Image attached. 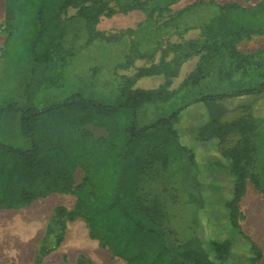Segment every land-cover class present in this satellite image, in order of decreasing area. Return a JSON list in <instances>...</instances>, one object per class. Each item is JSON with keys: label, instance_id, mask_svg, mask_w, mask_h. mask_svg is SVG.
I'll list each match as a JSON object with an SVG mask.
<instances>
[{"label": "rangeland", "instance_id": "374dc122", "mask_svg": "<svg viewBox=\"0 0 264 264\" xmlns=\"http://www.w3.org/2000/svg\"><path fill=\"white\" fill-rule=\"evenodd\" d=\"M77 1L78 5L59 15L55 30L50 32L49 61L33 71L2 57L8 35L7 0H0L2 143L23 151L30 149V141L20 132L21 116L37 101L62 100L74 92L106 99L127 87L163 89L165 96L149 105L141 116L148 122L167 109L177 108L191 95L219 89L226 84L227 73L243 85L264 69V22L240 38L231 33L221 38L224 44L218 56L214 48H203L208 43L205 30L213 27L219 6L254 8L262 0H138L136 8H132L133 0ZM232 45L248 57L246 70L236 68L240 60L230 56ZM154 67L158 69L155 74H146ZM198 67L203 69L200 83L182 88ZM216 111L220 112L219 124L227 132L223 139L205 125L211 117L203 106L186 110L178 126L181 143L194 152L197 169L190 167L186 157L162 135L142 144L146 166L132 181L131 199L163 223L170 243L180 245L195 239L209 249L212 240L228 242L234 261L248 264L252 257L249 246L230 232L226 209L236 181L229 154L237 148L247 189L236 215L244 234L261 250L258 264H264V98L226 102ZM71 131L75 165L72 190L52 193L51 198L39 202L45 208V221L53 220L49 241L56 243L61 253L59 258L53 257V263L128 264L126 257L94 236L86 220L102 196L104 158L118 144L121 129L110 132L92 124ZM0 210L6 216L18 212ZM28 211L21 210L20 214ZM26 249L33 255V245ZM54 251L55 247L42 254ZM151 252L153 249L143 256ZM36 263L41 264L42 258Z\"/></svg>", "mask_w": 264, "mask_h": 264}, {"label": "trees", "instance_id": "16d2710c", "mask_svg": "<svg viewBox=\"0 0 264 264\" xmlns=\"http://www.w3.org/2000/svg\"><path fill=\"white\" fill-rule=\"evenodd\" d=\"M77 0H7L5 31L7 39L2 57L12 63L32 68L47 63L50 50L47 39L58 22L59 15ZM139 6L132 1V8ZM264 22V0L254 8L238 4L218 7L213 27L206 28L208 43L203 48H214L220 54V41L229 33L240 38L259 29ZM53 26V27H52ZM51 32V33H50ZM230 56L236 58L237 69H247L248 57L235 47ZM157 67L146 72L153 75ZM203 76L202 67L189 75L182 88L198 85ZM165 96V90L124 88L117 95L100 99L74 92L62 100L37 101L21 116V134L30 141L28 150H19L0 141V209L19 210L52 193H68L73 186L75 170L71 150L72 129L97 125L113 131L121 129L118 144L105 155L103 193L93 212L88 213L94 236L109 244L128 264H240L234 261L228 242L212 240L209 249L191 239L180 245L169 241L163 223L150 217L131 199L132 181L141 172L146 161L142 144L159 136L186 157L187 163L197 169L194 152L180 140L179 124L182 114L193 106H203L211 120L205 124L217 137H226V129L219 124L216 109L226 102L239 99L264 98V69L256 79L237 84L230 73L226 84L217 90L187 97L177 108L167 109L153 121L141 116L149 105ZM239 149L233 150L231 171L236 178L232 199L226 203L229 228L234 238L249 246L248 264L262 260L260 248L242 231L237 219L238 203L246 193V175L239 167ZM153 249L147 257L143 255ZM137 250L135 253H131ZM236 256V255H235ZM246 264V263H245Z\"/></svg>", "mask_w": 264, "mask_h": 264}, {"label": "crops", "instance_id": "0c3cea01", "mask_svg": "<svg viewBox=\"0 0 264 264\" xmlns=\"http://www.w3.org/2000/svg\"><path fill=\"white\" fill-rule=\"evenodd\" d=\"M18 122H20V117H18ZM48 198H51V196L48 195L38 199L29 207L14 210L18 212L12 216H6L5 211L0 210V264H39L36 262L40 257L42 258L41 264H57L53 263V257L56 259L61 255L59 247L56 243L54 245L49 241L53 220L49 222L45 221V208L43 209L41 203H39L41 200ZM27 208L29 210L28 213H24L22 216L20 211ZM27 216L28 220L25 219ZM26 236H31V239H27ZM29 245L35 247L33 255H28L26 247ZM54 247V252L48 253L47 255L42 254L44 250L49 251Z\"/></svg>", "mask_w": 264, "mask_h": 264}, {"label": "bare ground", "instance_id": "6f19581e", "mask_svg": "<svg viewBox=\"0 0 264 264\" xmlns=\"http://www.w3.org/2000/svg\"><path fill=\"white\" fill-rule=\"evenodd\" d=\"M244 207H246V206H244ZM242 209H243V208H242ZM246 210H247V209H246ZM243 212H244V211H242V213H243ZM244 213H245V212H244ZM7 220H8V219H7ZM4 222H5V221H4ZM258 222H259V221H258ZM4 227H5V226H4ZM4 227H3V228H4ZM21 227H22V226H21ZM19 229H20V227H19ZM23 229H24V228H23ZM12 230H13V229H12ZM14 231H15V230H14ZM23 232H24V231H23ZM6 233H7V232H6ZM29 233H31V232H29ZM3 235H4V232H3ZM27 235H28V234H27ZM6 237H7V236H6ZM16 237H17V236H16ZM27 237H28V236H26V238H27ZM30 237H31V236H30ZM30 237H29V238H30ZM7 238H8V237H7ZM15 239H16V238H15ZM30 239H31V238H30ZM74 239H75V238H74ZM23 240H24V239H23ZM80 240H81V239H80ZM72 241H73V238H72ZM81 242H82V241H81ZM6 244H7V243H6ZM4 245H5V244H4ZM74 246H75V245H74ZM28 248H29V247H28ZM30 248H31V247H30ZM71 248H72V247H71ZM69 249H70V248H69ZM70 250H72V249H70ZM75 250H76V249H75ZM73 252H74V250H73ZM76 253H77V252H76ZM76 253H75V255H76ZM80 253H81V252H80ZM62 254H63V253H62ZM72 254H73V253H72ZM60 256H61V255H60ZM68 256H69V254H68ZM92 256H93V255H92ZM96 261H97V260H96ZM103 261H104V260H103ZM99 262H100V261H99ZM99 262H98V263H99ZM103 263H104V262H103ZM103 263H102V264H103Z\"/></svg>", "mask_w": 264, "mask_h": 264}]
</instances>
